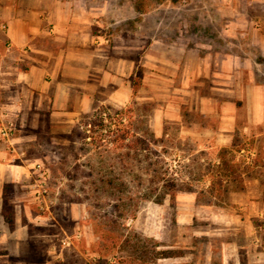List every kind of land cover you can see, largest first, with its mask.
<instances>
[{
  "label": "rangeland",
  "instance_id": "rangeland-1",
  "mask_svg": "<svg viewBox=\"0 0 264 264\" xmlns=\"http://www.w3.org/2000/svg\"><path fill=\"white\" fill-rule=\"evenodd\" d=\"M125 1L141 7L135 20L144 21L141 31L151 38L181 35L193 44L202 37L211 45L228 32L241 52L252 49L255 30L264 34V0ZM165 87L157 100L137 93L122 110L98 103L43 150L36 163L41 170L28 186L44 217L39 222L46 223L43 232L66 245L62 255L77 264H121L124 257L144 264L143 252L149 264H264V125L248 131L241 125L230 142L218 143L192 125L210 121L183 108L182 120L165 119L157 133L153 108L172 100ZM241 117L247 120L248 111ZM124 131L126 147L113 142ZM252 157L258 165L248 169ZM157 161L191 188L162 198L163 183H151ZM212 183L223 184V192H212ZM121 201L125 215L115 207ZM124 237L127 244L120 242ZM160 251L172 256L151 262Z\"/></svg>",
  "mask_w": 264,
  "mask_h": 264
},
{
  "label": "crops",
  "instance_id": "crops-1",
  "mask_svg": "<svg viewBox=\"0 0 264 264\" xmlns=\"http://www.w3.org/2000/svg\"><path fill=\"white\" fill-rule=\"evenodd\" d=\"M124 1L0 0V264H77L43 232L28 186L43 150L98 103L127 107L137 79L138 93L149 92L143 99L157 100L163 84L172 93L153 108L157 133L165 119L182 120L183 108L210 121L192 125L218 143L241 125H264V34L255 30L252 49L241 52L228 32L211 45L151 38L136 5ZM5 125L14 128L10 141Z\"/></svg>",
  "mask_w": 264,
  "mask_h": 264
},
{
  "label": "trees",
  "instance_id": "trees-1",
  "mask_svg": "<svg viewBox=\"0 0 264 264\" xmlns=\"http://www.w3.org/2000/svg\"><path fill=\"white\" fill-rule=\"evenodd\" d=\"M137 10L140 11L142 10L141 7H137ZM141 81L140 79H137V81L135 82L134 85V95L136 96L138 93V89L140 87ZM122 112V111H121ZM129 139V133L128 131H124V133H122L120 136L116 137L113 142H118L119 144H123L125 145V147L128 145L125 142ZM140 139L137 140V142H139ZM155 142H157V140H155ZM128 154V153H127ZM126 154V155H127ZM258 165V160L256 157H252V163L248 166V169H254L256 166ZM230 171H234L233 169H230ZM169 171L163 168L162 165H160L159 161L155 162V163H151V183H163L161 190H162V198L166 197L167 195H170L172 198H174L177 193L179 191H182L183 189L185 190H189L191 187H182V185H180L178 183V179L173 177L172 175L168 174ZM172 176V177H171ZM111 183H113V181H110ZM223 184H217V183H212L211 185V191H215V192H219L222 193L223 192ZM214 194V193H213ZM125 203L124 201L119 202L115 207L116 210L119 211L121 214L125 215L126 212V207H125ZM128 241H130L129 239H126L125 237L121 239L120 242H122V244H127ZM140 242H142L140 240ZM146 242V241H145ZM152 242V240H151ZM158 245V244H156ZM145 248V247H144ZM137 251V250H135ZM149 253H142L140 255V260L143 261L144 264H149L150 260L148 257ZM172 256L171 255V251H160L157 252L156 255H154L153 257L151 256V262L153 261V259L155 258L156 260H159L161 258H168ZM137 258L134 259H130V258H122L120 260L121 264H133L134 261H136Z\"/></svg>",
  "mask_w": 264,
  "mask_h": 264
},
{
  "label": "built area",
  "instance_id": "built-area-1",
  "mask_svg": "<svg viewBox=\"0 0 264 264\" xmlns=\"http://www.w3.org/2000/svg\"><path fill=\"white\" fill-rule=\"evenodd\" d=\"M13 131H14V128L12 126H8V125H5L2 129V134L3 136L8 139L10 141L11 137H12V134H13ZM12 145V144H11ZM19 156V159H24V152H19L17 153ZM35 170L36 171H40L41 170V165L40 164H37L35 166ZM36 187V185H35ZM38 194L41 195L42 193L38 191ZM65 243V242H64Z\"/></svg>",
  "mask_w": 264,
  "mask_h": 264
}]
</instances>
